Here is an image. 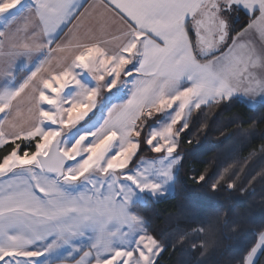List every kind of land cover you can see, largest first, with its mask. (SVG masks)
Wrapping results in <instances>:
<instances>
[{"label":"snow or ice","instance_id":"obj_1","mask_svg":"<svg viewBox=\"0 0 264 264\" xmlns=\"http://www.w3.org/2000/svg\"><path fill=\"white\" fill-rule=\"evenodd\" d=\"M223 104L264 109V0H0V264H159L141 210ZM249 232L234 264H264Z\"/></svg>","mask_w":264,"mask_h":264},{"label":"trees","instance_id":"obj_2","mask_svg":"<svg viewBox=\"0 0 264 264\" xmlns=\"http://www.w3.org/2000/svg\"><path fill=\"white\" fill-rule=\"evenodd\" d=\"M191 123L173 194L141 211L168 244L159 264H234L252 238L249 229L264 224V109L213 105ZM201 174L208 179L197 183Z\"/></svg>","mask_w":264,"mask_h":264},{"label":"rangeland","instance_id":"obj_3","mask_svg":"<svg viewBox=\"0 0 264 264\" xmlns=\"http://www.w3.org/2000/svg\"><path fill=\"white\" fill-rule=\"evenodd\" d=\"M25 63L27 65V62H25ZM25 74L26 73L24 71H20V72L18 71L17 74H16L17 75V79H20ZM22 96H23V94H22ZM13 114H15V109H13ZM3 115H4L3 113H0V118H2ZM17 119L20 120V121H24V120H27L28 119L27 105L25 103H23V102L20 104V115H19V117ZM179 150L182 153L181 148ZM145 152L147 153L146 155H144L145 157H152V156L157 155V154H154V153H151V152H148V151H145ZM182 155H183V153H182ZM171 194H173V193H171ZM171 194H169V195H171Z\"/></svg>","mask_w":264,"mask_h":264},{"label":"crops","instance_id":"obj_4","mask_svg":"<svg viewBox=\"0 0 264 264\" xmlns=\"http://www.w3.org/2000/svg\"><path fill=\"white\" fill-rule=\"evenodd\" d=\"M26 2H30V0H26ZM84 2H85V6H87L88 4L99 3L100 0H84ZM81 11H83V9H81ZM233 15L236 17L235 13H234ZM75 23H77V21H74V22H73V25H74ZM73 25H69V28L73 27ZM67 32H68V28H66V29L64 30V32L61 33V39H63V37L65 36V34H66ZM21 35H22L21 38H23V33H21ZM53 47H55V45H53ZM55 55H60V54H59V53H56ZM28 63H30V62H27V64H28ZM53 63H55V61H54ZM26 66H27V65H26ZM19 72H20V71H19ZM76 258L79 259V256H77ZM66 264H74V262H72V261H67Z\"/></svg>","mask_w":264,"mask_h":264}]
</instances>
